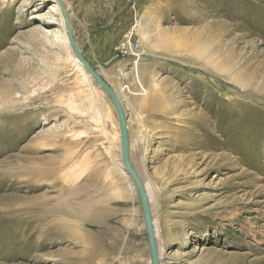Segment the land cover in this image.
<instances>
[{
	"label": "rangeland",
	"instance_id": "obj_1",
	"mask_svg": "<svg viewBox=\"0 0 264 264\" xmlns=\"http://www.w3.org/2000/svg\"><path fill=\"white\" fill-rule=\"evenodd\" d=\"M62 1L128 113L160 264H264V0ZM54 2L0 0V264H151L117 111Z\"/></svg>",
	"mask_w": 264,
	"mask_h": 264
},
{
	"label": "water",
	"instance_id": "obj_2",
	"mask_svg": "<svg viewBox=\"0 0 264 264\" xmlns=\"http://www.w3.org/2000/svg\"><path fill=\"white\" fill-rule=\"evenodd\" d=\"M57 1L61 5V8L64 14L66 35H67L69 42L71 43L73 47L75 54L83 62V64L85 65L87 70L91 73V75L97 80L98 84L107 92V94L109 95L117 111L118 118H119L120 136H121L122 160H123V163L125 165L127 172L131 175L139 191L140 197H141L145 224H146L148 239H149L150 252H151V264H160V261H159L160 255L158 251L157 238L155 235V230H154L153 222H152L150 199L146 191L145 185L139 173L137 172L131 160V157H130L128 122H127V116L125 114L123 104H121V100L118 97L115 90L109 85V83L101 76V74L97 71V69H95L84 56L83 52L81 51V49L79 48L77 44V41L75 40L73 30L71 27V23L69 20V16L64 7L65 5L62 4L63 1L61 0H57Z\"/></svg>",
	"mask_w": 264,
	"mask_h": 264
},
{
	"label": "crops",
	"instance_id": "obj_3",
	"mask_svg": "<svg viewBox=\"0 0 264 264\" xmlns=\"http://www.w3.org/2000/svg\"><path fill=\"white\" fill-rule=\"evenodd\" d=\"M69 1H71V4L69 3V4H67L68 5V7L71 5V10H72V12H73V14L74 13H77V17H76V21H81L82 19L84 20V17L82 16V11L81 10H79V6H83V4H81L82 2L83 3H85L86 4V1H90V0H69ZM112 1V3L110 2V0H97V4L95 5V10H96V12H97V14L99 13V14H103V13H106L105 11H108L107 10V8H108V3L110 2V7L111 8H113V5L116 3L115 2V0L113 1V0H111ZM117 4V3H116ZM67 9V8H66ZM99 10V11H98ZM94 14V13H93ZM98 20V22H104L105 20L102 18V16L100 15V17L97 19ZM70 22H71V18H70ZM104 23H106V22H104ZM71 26H72V22H71ZM102 28H106L105 26H98L97 28H92V40L91 41H94V42H96V41H101L102 40V38H101V34H98V33H100V32H102ZM116 28H118V26H114V29H116ZM72 29H73V26H72ZM129 29V28H128ZM73 34H74V36H75V33H74V29H73ZM116 34H119L120 36H121V34H122V32H120V33H116ZM116 36V35H115ZM75 39H76V37H75ZM77 40V39H76ZM106 41H103V43H105ZM109 43V42H108ZM103 45H105L106 47H108V48H110V45L109 44H103ZM112 47H111V49H108V51L105 53V54H107V55H109V51L111 50L112 51V54H111V56L109 57V56H106L105 54H103L102 52H100V54H101V57L102 58H105V61L104 62H112V61H115V60H117V57H120L119 56V52H118V50H117V47H116V45H113V43H112V45H111ZM103 55H105V56H103ZM122 104V103H121ZM125 111V110H124ZM125 114H126V116H127V122H128V132H129V141H131V139H130V136H131V134H130V124H129V121H128V113H127V111L125 112ZM119 132H120V129H119ZM120 142H121V140H120ZM119 150V149H118ZM120 151V150H119Z\"/></svg>",
	"mask_w": 264,
	"mask_h": 264
},
{
	"label": "bare ground",
	"instance_id": "obj_4",
	"mask_svg": "<svg viewBox=\"0 0 264 264\" xmlns=\"http://www.w3.org/2000/svg\"><path fill=\"white\" fill-rule=\"evenodd\" d=\"M55 2L52 3V6L50 8V10H54L56 11V9L60 8V11L62 13V16L63 18H60L59 19V24L60 26H62V28H65V32H66V27H65V20H64V14H63V11H62V8H61V5L58 3L57 0H54ZM62 1V0H61ZM63 4V3H62ZM59 5V6H58ZM66 10V9H65ZM64 32V36L66 35V33ZM67 36V35H66ZM71 44V43H70ZM72 46V45H71ZM73 48V47H72ZM74 51V50H73ZM75 53V52H74ZM76 55V54H75ZM73 60L76 62L77 66L80 67L82 70L86 69L87 68L85 67V65L83 64V62L78 58V56H74L73 55ZM84 65V66H83ZM88 71V70H87ZM89 72V71H88ZM89 74L91 75V73L89 72ZM102 88V87H101ZM105 91V90H104ZM120 153H121V145H120ZM121 161L123 163V160H122V157H121ZM121 164V163H120ZM124 164V163H123ZM122 164V169L125 167V165ZM125 173H127V175H129V173L126 171V169L124 170ZM130 177V176H129ZM147 191V190H146ZM152 222H153V218H152ZM154 227V226H153ZM155 230V229H154ZM158 245V244H157ZM158 251H159V248H158ZM161 254V252L159 251V255ZM151 263V261H150Z\"/></svg>",
	"mask_w": 264,
	"mask_h": 264
}]
</instances>
